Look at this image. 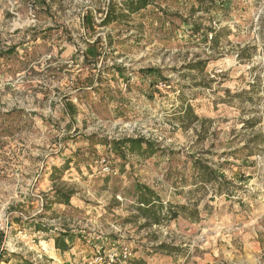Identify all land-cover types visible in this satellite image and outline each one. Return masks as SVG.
<instances>
[{
	"label": "rangeland",
	"instance_id": "374dc122",
	"mask_svg": "<svg viewBox=\"0 0 264 264\" xmlns=\"http://www.w3.org/2000/svg\"><path fill=\"white\" fill-rule=\"evenodd\" d=\"M122 2L0 0V264H264V0ZM136 184L186 210L145 227Z\"/></svg>",
	"mask_w": 264,
	"mask_h": 264
},
{
	"label": "trees",
	"instance_id": "16d2710c",
	"mask_svg": "<svg viewBox=\"0 0 264 264\" xmlns=\"http://www.w3.org/2000/svg\"><path fill=\"white\" fill-rule=\"evenodd\" d=\"M153 0H123L122 2V9L118 12L110 10L106 14L105 18V25H110L112 23H123L129 17H133L135 15H139L141 12H146L148 7L153 5ZM195 24V28H196ZM221 31H218L214 28H211L209 32H201L203 34L202 37L213 44L218 43V34ZM200 33V30L197 31ZM212 36L209 40V36ZM199 65V64H196ZM196 67V66H193ZM148 74H154L155 70L150 69L147 70ZM191 109L187 108L184 111V116L191 117V120H198V116H191L189 113ZM104 145L109 149L110 152L115 153L118 159L124 161L127 164L126 159L130 155L138 154L139 156L147 159L153 157L158 152V147L152 143L150 140H146L144 138H126L122 140H113V141H103ZM198 165V164H197ZM199 173L201 174L199 179L204 180L205 177H214L213 172L210 168L199 164L197 166ZM55 197L59 200V202L69 206L70 205V194L62 193V192H55ZM136 197H137V204L135 205V209L139 212L136 216L137 219H145V227H149L152 225H159L165 218H174L176 219L179 215L177 210L184 211L186 208L178 207L175 208L173 206H166L165 203L162 201L160 196L152 190L148 186H143L140 184H136ZM65 236H60L54 239L55 247L57 250L61 251L62 253H68L71 251V246L64 242ZM162 250H171L169 246L161 245ZM126 264H147L145 260L142 259H133L128 261Z\"/></svg>",
	"mask_w": 264,
	"mask_h": 264
},
{
	"label": "built area",
	"instance_id": "2783aa9c",
	"mask_svg": "<svg viewBox=\"0 0 264 264\" xmlns=\"http://www.w3.org/2000/svg\"><path fill=\"white\" fill-rule=\"evenodd\" d=\"M108 171H109V168L105 167L104 172H108ZM128 256H129V253L127 251H124L122 254H117L115 252L109 253L108 255L99 254L87 264H117L120 258L121 260L125 261L128 259Z\"/></svg>",
	"mask_w": 264,
	"mask_h": 264
},
{
	"label": "crops",
	"instance_id": "0c3cea01",
	"mask_svg": "<svg viewBox=\"0 0 264 264\" xmlns=\"http://www.w3.org/2000/svg\"><path fill=\"white\" fill-rule=\"evenodd\" d=\"M51 242L53 243V247H54V251H55V243H54V240H51ZM58 252H60V257L62 258V257H65V256H63V255H66V253H64L62 256H61V254H62V252L61 251H59V250H57Z\"/></svg>",
	"mask_w": 264,
	"mask_h": 264
}]
</instances>
